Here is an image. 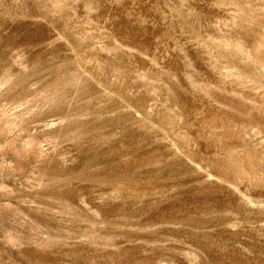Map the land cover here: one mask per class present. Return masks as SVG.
Here are the masks:
<instances>
[{
  "label": "rangeland",
  "instance_id": "obj_1",
  "mask_svg": "<svg viewBox=\"0 0 264 264\" xmlns=\"http://www.w3.org/2000/svg\"><path fill=\"white\" fill-rule=\"evenodd\" d=\"M0 264H264V0H0Z\"/></svg>",
  "mask_w": 264,
  "mask_h": 264
}]
</instances>
